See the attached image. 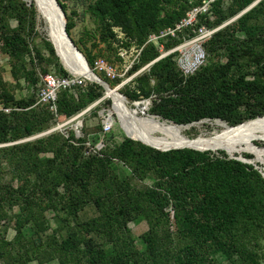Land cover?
<instances>
[{
  "label": "trees",
  "instance_id": "16d2710c",
  "mask_svg": "<svg viewBox=\"0 0 264 264\" xmlns=\"http://www.w3.org/2000/svg\"><path fill=\"white\" fill-rule=\"evenodd\" d=\"M56 1L66 16L65 6ZM82 1L91 15L111 21L138 48L144 46L139 64L143 66L160 55L153 45H145L148 36L173 27L208 0ZM33 2L0 0L1 50L11 61V77L34 83L35 59L54 64L68 77L49 42L48 58L34 49V56L25 60L38 12ZM211 12L214 20L200 17L199 24L218 28L236 19L203 44L206 65L184 78L168 56L150 65L144 75L154 81V90L138 86L145 98L160 94L151 113L175 125L218 120L237 127L264 117V0H215ZM73 28L67 18L69 37ZM185 32L191 37L189 30ZM73 43L93 69V58ZM176 43L167 39L164 51ZM124 95L137 98L135 92ZM102 96L96 83L75 97L59 91L53 112L51 102L15 99L0 79V166L9 167L12 178L27 177L30 188L25 215L15 220V237L8 241L1 223L11 206L0 178V264H214L216 254L230 264H264L258 253L264 242V178L253 164L223 151L159 147L127 129L123 130L129 137L118 145H105L86 156L85 141L73 132L22 142L48 130L54 115L69 119ZM41 154L51 156L40 159ZM36 207L57 217L50 234L44 220H34ZM87 207L95 215L82 219L80 213ZM135 221L148 226L140 236L143 252L128 228Z\"/></svg>",
  "mask_w": 264,
  "mask_h": 264
},
{
  "label": "rangeland",
  "instance_id": "374dc122",
  "mask_svg": "<svg viewBox=\"0 0 264 264\" xmlns=\"http://www.w3.org/2000/svg\"><path fill=\"white\" fill-rule=\"evenodd\" d=\"M23 1L28 2V5L30 2H33V0ZM59 2L65 6V20L67 21V18H69L74 23V28L70 32V39L77 44L81 51L88 53L93 58L92 71L94 74L104 82L108 81L109 83H106L111 89H118L117 91L124 99L125 106L128 109L137 110V114L134 113L132 115H136L135 118H146L150 116L161 122L173 124L151 113L153 103L158 102L160 94L154 92L149 98H145L140 94L138 89L140 84L151 88V90H154L155 84L152 79L147 81L144 77L149 71V64L143 66L139 65L140 55H138V47L134 43V40L124 33L120 27L113 25L111 21H101L96 16L91 15L87 11L86 4H84L82 0H59ZM233 20V18H229L224 24L231 23ZM10 26L13 30L17 29V24L14 20L10 21ZM187 34V32H182L178 35L179 38L174 39L177 41L175 46L181 44L182 37L187 38ZM45 42H49L52 45L55 55L58 58V64L67 71L69 74L68 77H63L59 74L58 67L54 66V64L45 65L44 63H39L38 60L35 59L36 81L34 83H27L23 79L18 81L13 80L10 72L11 61L8 56L2 53L0 41V79L6 84L9 93L12 94L15 99L26 100L33 98L39 102L45 94L53 91L56 96L59 91L63 90L50 87L47 82V78L50 76L59 79L69 78L81 80L83 83L82 87H77L71 92L74 97L78 94L79 90L87 89L90 84H95L86 79L78 72V70L75 71L74 68L70 67V61L65 55L59 53L55 39L51 38L49 35L48 25L40 17L39 12H37L35 29L29 39V49L31 52L29 55H25V60L28 61L29 57L32 58L34 56V49L41 51L44 58H48L49 55L45 47ZM53 44L55 45L60 58L58 57ZM98 59H102L109 65L113 66L116 69L118 77L114 80H110L103 72L94 69V62ZM40 68L45 69L46 73L41 74ZM126 91L130 93L135 92L137 98L126 97L124 95ZM162 94L166 95V93ZM45 103L47 102L45 101ZM105 119L109 120L111 128L108 132L103 133L102 123ZM216 121L218 120H202L192 123L195 125L189 124L180 126H191L183 133L190 139L209 140L210 138H214L221 131L219 127L214 125ZM123 129L133 132V130L126 128L121 124L117 115L115 103L110 97L105 95V91L103 90V96L99 100L90 104L73 117L65 119L54 115L53 120L49 124L48 130L42 133L44 134L43 136L39 134L25 139L22 142L33 141L57 132L61 133L64 137H67L70 132H73L76 139H83L85 141L83 144V154L86 156L100 152L105 145H118L124 138H128L126 136V131ZM260 135L261 134L258 136ZM161 139L166 140L162 137ZM256 144H259V146ZM206 149H210L212 152L223 151L230 158L248 161L264 174V165L258 162L255 158V152H264V138L253 139L251 144L243 142L240 144L218 145L213 148L206 147L205 150ZM50 156V154L39 155L40 159H45ZM0 178L4 185L6 197L10 200L11 206L8 211V219L1 224L7 229L4 234L5 239L13 241L15 237V220L22 214L25 215L26 197L30 191L29 180L27 177L12 178L9 167H6L4 164L0 166ZM166 211L169 213L170 221L173 222L171 215L172 210L167 208ZM34 212L36 213L34 220H44L49 228L46 234H50L51 229L56 228L58 224L57 217L51 211L42 212L37 207ZM93 215H95V212L91 207L85 208L80 213L82 219L89 218ZM128 228L135 239L137 249H139L140 252H143L144 249L140 241V236L147 231V224L144 221H135L131 222L128 225ZM258 253L261 257L260 262L262 263L264 261V242L262 243V248L258 250ZM212 260L214 264H230L225 256L220 254L213 255ZM30 264L37 263L34 261ZM43 264L58 263L57 261H51Z\"/></svg>",
  "mask_w": 264,
  "mask_h": 264
},
{
  "label": "bare ground",
  "instance_id": "6f19581e",
  "mask_svg": "<svg viewBox=\"0 0 264 264\" xmlns=\"http://www.w3.org/2000/svg\"><path fill=\"white\" fill-rule=\"evenodd\" d=\"M35 3L40 17L48 25L50 37L55 39L56 41V46L59 49V53L65 55L66 58L70 61L71 68H74L75 71L78 70V72L87 79L88 76L83 66L82 60L75 53H73L67 41L65 40V37L62 33V18L58 10L54 6L53 1L35 0ZM54 48L57 55L59 56L55 45ZM117 90L118 89H111L108 86L105 89V94L107 97H110L115 103L117 115L121 124L139 134L141 137H143L145 142L147 141V143L159 147H188L196 150H205L206 147L213 148L215 146L217 147L218 145L240 144L243 142L251 144L253 139L264 138V117H262L253 121L246 122L237 127H229L221 121H216L214 125L219 127L221 131L214 138H210L209 140L190 139L183 133L191 126H180L165 123L150 116L146 118H135L136 115L133 116L132 114H137V110L128 109L125 106L124 99L120 96ZM259 134L261 135L258 136ZM128 135L126 136L129 137ZM161 137L165 138L166 140L161 139ZM143 139L141 140L143 141ZM255 158L258 162L264 165V152H255Z\"/></svg>",
  "mask_w": 264,
  "mask_h": 264
},
{
  "label": "built area",
  "instance_id": "2783aa9c",
  "mask_svg": "<svg viewBox=\"0 0 264 264\" xmlns=\"http://www.w3.org/2000/svg\"><path fill=\"white\" fill-rule=\"evenodd\" d=\"M214 1L215 0H208L203 2L202 5L191 9L186 16L173 27H168L158 34H151L148 36L145 45H153L160 53L159 57L155 61L168 56H173L172 60L175 63L177 70L184 78L193 76L206 65L207 55L203 44L209 40L215 32L229 24L225 23L218 28H209L206 25L199 24L200 17H204L210 22L214 20L211 12V3ZM187 30L191 32V37H182L181 44L168 51H164V41L167 39H178V35ZM143 47L144 46L138 48V55H140ZM94 69L99 72H103L110 80H114L118 77L116 69L102 59H98L94 62ZM47 82L52 88L59 90L62 89L63 91H69L70 93L75 88L82 87L83 85L81 80L69 78L59 79L51 76L47 78ZM55 100L56 96L54 91L45 94L41 99L43 102L46 101L52 103L51 110L53 112L55 111ZM110 128L111 124L109 123V120L105 119L102 123L103 133L108 132ZM172 214L173 212L171 211V215Z\"/></svg>",
  "mask_w": 264,
  "mask_h": 264
},
{
  "label": "water",
  "instance_id": "95a60500",
  "mask_svg": "<svg viewBox=\"0 0 264 264\" xmlns=\"http://www.w3.org/2000/svg\"><path fill=\"white\" fill-rule=\"evenodd\" d=\"M53 1V3H54V6L56 7V9L58 10V12H59V14H60V16H61V18H62V22H63V27H62V33H63V35H64V37H65V40L67 41V43H68V45H69V47L71 48V50L73 51V53H75L81 60H82V63H83V66H84V68H85V71H86V73H87V76H88V80L90 81V82H93V83H96V84H98L99 86H101L102 87V89L105 91V89L108 87V84L106 83V82H103L102 80H100L95 74H94V72L92 71V69L89 67V65H88V63H87V61H86V59H85V57L82 55V53L81 52H79V50L76 48V46L74 45V43H73V41L70 39V37L67 35V33H66V31H65V25H66V20H65V15H64V13H63V11L61 10V8H60V6L58 5V3H57V1L56 0H52ZM256 4V3H255ZM254 5V4H253ZM252 5V6H253ZM252 6H250L247 10H245L244 12H242L240 15H238L236 18H238V17H240L243 13H245L246 11H248ZM37 10V9H36ZM235 18V19H236ZM234 19V20H235ZM154 62H156V61H153L152 63H150L149 64V66L150 65H152ZM96 79V80H95ZM105 93H106V91H105ZM106 95V94H105ZM259 118H262V117H259ZM225 124V123H224ZM44 134H41V136H43ZM129 139H131V138H129ZM132 140H134V139H132ZM135 141H138V140H135ZM139 142H141V141H139ZM143 143V142H142ZM143 144H145V143H143ZM147 145V144H146ZM181 148H188V147H173V148H167V149H181ZM238 160H240V159H238ZM240 161H242V162H244V163H248V164H250L248 161H244V160H240ZM262 174V173H261ZM262 176H263V178H264V175L262 174Z\"/></svg>",
  "mask_w": 264,
  "mask_h": 264
}]
</instances>
